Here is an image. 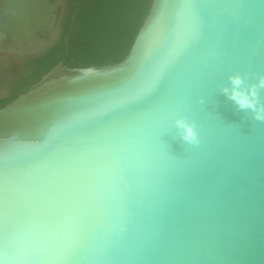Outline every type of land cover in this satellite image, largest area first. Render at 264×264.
Returning a JSON list of instances; mask_svg holds the SVG:
<instances>
[{"label": "water", "instance_id": "95a60500", "mask_svg": "<svg viewBox=\"0 0 264 264\" xmlns=\"http://www.w3.org/2000/svg\"><path fill=\"white\" fill-rule=\"evenodd\" d=\"M64 1L0 0V61L50 47ZM262 59L264 0H153L124 60L60 61L0 107V171L52 190L19 224L20 248L0 237V264H264V120L218 91L237 72L255 82ZM181 115L198 144L179 138Z\"/></svg>", "mask_w": 264, "mask_h": 264}, {"label": "trees", "instance_id": "16d2710c", "mask_svg": "<svg viewBox=\"0 0 264 264\" xmlns=\"http://www.w3.org/2000/svg\"><path fill=\"white\" fill-rule=\"evenodd\" d=\"M82 1L75 0V7L64 23L59 43L39 59L29 78L17 83L8 98L0 99V107L26 91L60 61L67 62L70 67H87L111 65L124 60L153 0L84 1L68 49L67 39L73 14L76 5Z\"/></svg>", "mask_w": 264, "mask_h": 264}, {"label": "snow or ice", "instance_id": "6c2138e0", "mask_svg": "<svg viewBox=\"0 0 264 264\" xmlns=\"http://www.w3.org/2000/svg\"><path fill=\"white\" fill-rule=\"evenodd\" d=\"M212 22V14L207 11L203 12L200 25L203 26ZM262 63H264V59H262ZM66 164L62 176V179L66 182L59 186L66 189L68 194L71 195L77 189L79 183L81 161L73 159L67 161ZM13 176L12 169L5 164L2 171H0V237H2L6 251L9 248L17 249L21 247V241L18 239L19 224L26 218L37 214L39 205L52 194V190L47 187L25 189L18 182L14 187ZM33 243L35 242L33 241ZM103 250L115 252L119 250V247L115 241H108L105 243Z\"/></svg>", "mask_w": 264, "mask_h": 264}, {"label": "clouds", "instance_id": "9594fccd", "mask_svg": "<svg viewBox=\"0 0 264 264\" xmlns=\"http://www.w3.org/2000/svg\"><path fill=\"white\" fill-rule=\"evenodd\" d=\"M264 89V74L257 75L255 82L248 80L241 74L233 73L227 77V83L218 86V91L230 100L237 109L248 110L252 118L264 120V104L258 103L260 90ZM175 127L179 130V138L188 144L199 143L197 124L186 116H177L174 120Z\"/></svg>", "mask_w": 264, "mask_h": 264}, {"label": "flooded vegetation", "instance_id": "af4514ba", "mask_svg": "<svg viewBox=\"0 0 264 264\" xmlns=\"http://www.w3.org/2000/svg\"><path fill=\"white\" fill-rule=\"evenodd\" d=\"M50 1L56 4L60 0H50ZM64 3H65L64 4L65 11L62 17V29H61L58 39L50 47H48L44 52L40 54H35L31 56H26V57H18V59L15 61L11 60V58L0 61V99L1 100H4L10 96L12 89L17 83L24 80L25 78H29V76L32 73L33 66L50 49H52L55 45L59 43L62 37L64 23L66 19L68 18L69 14L72 12L73 8L75 7V0H65ZM80 3L76 5L74 14L76 12L77 6ZM60 12H61V5L58 4L57 9H56L57 16L60 15ZM74 14H73V17H74ZM38 38H46V37L38 34Z\"/></svg>", "mask_w": 264, "mask_h": 264}]
</instances>
